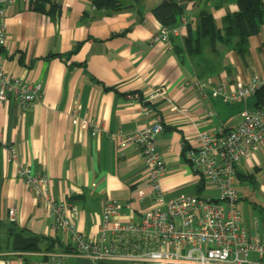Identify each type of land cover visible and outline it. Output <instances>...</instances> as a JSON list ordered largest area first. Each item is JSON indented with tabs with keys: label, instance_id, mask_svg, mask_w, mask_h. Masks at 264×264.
I'll return each instance as SVG.
<instances>
[{
	"label": "crops",
	"instance_id": "1",
	"mask_svg": "<svg viewBox=\"0 0 264 264\" xmlns=\"http://www.w3.org/2000/svg\"><path fill=\"white\" fill-rule=\"evenodd\" d=\"M165 1L138 0L116 12L94 8L90 0H47L45 12L22 3L7 10L10 34L0 45V68L27 83H42L43 95L28 107L0 104L4 142L16 149L18 163L50 177L54 197L75 204L76 226L89 239L97 236L109 200L125 205L124 220L138 221L153 207L140 149L112 134L132 135L160 115L165 129L156 145L167 169L161 179L166 197L216 196L188 164L185 150L198 132L233 130L245 109H256L254 97L230 104L212 92L223 81L264 78V24L249 39L246 63L232 44H217L214 51L208 41L201 54L188 56L187 26L197 21L205 3L181 1L184 15L174 25L180 34L153 44L163 27L153 10ZM208 7L219 25L238 10L237 0H209ZM195 81L206 86L200 89ZM156 91L160 95L147 102ZM135 93L138 100L129 97ZM88 121L101 123L103 132L93 136ZM237 176L243 225L260 232L264 149L243 162ZM13 208L17 220L10 222ZM52 254H60L62 264H98L73 253L62 234L52 233L44 203L18 178L17 165L7 162L0 144V264H51Z\"/></svg>",
	"mask_w": 264,
	"mask_h": 264
},
{
	"label": "built area",
	"instance_id": "2",
	"mask_svg": "<svg viewBox=\"0 0 264 264\" xmlns=\"http://www.w3.org/2000/svg\"><path fill=\"white\" fill-rule=\"evenodd\" d=\"M17 3L31 6V0H0V45L7 42L10 34L7 10ZM179 34L178 28L161 27L152 43H168ZM193 84L200 89L206 86L203 81ZM263 87L264 78L254 74L248 82L238 80L232 85L221 82L213 89L212 96L236 104L255 97ZM160 93L150 94L147 102L152 103ZM42 95V83H27L0 68V104L16 101L28 107L38 102ZM129 97L139 99L138 93ZM173 110L177 108L173 107ZM146 113L154 112L147 109ZM84 124L93 136L103 132L99 122ZM164 129L162 117L156 115L152 124L132 135L112 134L113 139L140 149L153 207L138 221L124 220L125 205L118 200H109L101 216L98 234L92 239L76 226L79 213L75 204L51 194L48 175L33 173L28 165L18 163L17 151L12 145H6L1 128L0 144L5 147L7 162L17 165L18 178L44 203L52 233L55 236L62 234L65 245L73 253L98 264H264V223L261 231L255 233H250L243 225V213L238 208L243 195L237 176L238 167L253 159L256 151L264 149V107L245 109L241 124L233 130L198 132L195 143L186 152L188 164L202 177L205 185L217 190L216 196L166 197L161 179L167 169L156 145V139ZM140 196H144L143 192ZM9 220H17L15 208L10 209ZM60 256L52 254L51 264H62Z\"/></svg>",
	"mask_w": 264,
	"mask_h": 264
},
{
	"label": "trees",
	"instance_id": "3",
	"mask_svg": "<svg viewBox=\"0 0 264 264\" xmlns=\"http://www.w3.org/2000/svg\"><path fill=\"white\" fill-rule=\"evenodd\" d=\"M90 1L97 9L116 12L132 7L138 0ZM181 1L192 2L194 0H168V3L153 10L163 27L177 28L174 25L184 15ZM199 1L205 4L199 11L197 21L187 26L188 35L184 39V53L188 56L201 54L206 41L210 43L211 49L214 51L217 44H232L233 50L246 63L249 55V39L257 35L264 24V0H237L238 10L228 13L220 25L216 23L213 13L209 10V0ZM46 5L47 0H31V6L36 11L45 12ZM254 98L257 101L256 108L264 107V87L258 91ZM189 148H186L185 155Z\"/></svg>",
	"mask_w": 264,
	"mask_h": 264
},
{
	"label": "water",
	"instance_id": "4",
	"mask_svg": "<svg viewBox=\"0 0 264 264\" xmlns=\"http://www.w3.org/2000/svg\"><path fill=\"white\" fill-rule=\"evenodd\" d=\"M165 3H168V1H165Z\"/></svg>",
	"mask_w": 264,
	"mask_h": 264
},
{
	"label": "rangeland",
	"instance_id": "5",
	"mask_svg": "<svg viewBox=\"0 0 264 264\" xmlns=\"http://www.w3.org/2000/svg\"><path fill=\"white\" fill-rule=\"evenodd\" d=\"M263 262H264V260H263Z\"/></svg>",
	"mask_w": 264,
	"mask_h": 264
}]
</instances>
